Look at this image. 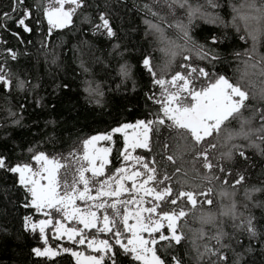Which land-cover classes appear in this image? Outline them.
I'll return each instance as SVG.
<instances>
[{
	"label": "snow or ice",
	"instance_id": "snow-or-ice-1",
	"mask_svg": "<svg viewBox=\"0 0 264 264\" xmlns=\"http://www.w3.org/2000/svg\"><path fill=\"white\" fill-rule=\"evenodd\" d=\"M94 6L101 8L88 0H10V11L0 12V27L8 29L7 22L12 21L17 26L12 34L19 43L31 44L29 37L39 34L45 63L50 66L59 67L63 48L59 40L51 44L49 38L57 30L76 28L77 19L88 25L83 31L104 37L110 45L107 57H90L94 63L105 65V81L89 75L91 69L81 58L95 49L92 41L79 40L73 46V59L84 75L79 87L86 103L94 106L89 115L100 127L82 133L77 138L78 146L67 157L50 154L39 145L56 143L58 129L75 128L84 117L82 106L73 99V82L53 80L50 90L42 95L39 77L33 80L27 70L23 75L13 72L7 60L0 64L6 123L23 128L22 136L40 134L41 120L45 129L41 139L29 145L23 159L12 162L10 153L0 151V169L14 174L24 190L20 203L42 215L34 219L30 212L23 217L24 229L32 233L38 230L43 241L42 246L31 248V254L43 258L45 264H68L56 260L62 253L70 254L75 264H187L185 257L192 264H264V87L257 106L250 102L256 94L249 87L215 70L229 56L241 57L240 52L229 53L222 47L229 40L227 31L203 29L206 34L201 38L193 34L197 19L224 29L231 24L237 34L243 30L239 39L252 42L243 50L247 57L245 72L249 67L259 69V75L264 77V52L259 51L264 43V0H229L230 21L225 19L228 13L222 15L219 11L221 0H198L196 4L171 0L168 7L173 12L177 6L185 9L187 16L186 22H174L179 36L169 37L161 23L146 21L160 51L168 57V72L157 70L151 52L141 51L130 57L131 52L139 50L134 45L128 47L126 33L120 35L125 30L114 25L110 6L103 5L95 17L87 11ZM143 9L154 16L161 15L148 4ZM161 19L167 22L165 17ZM4 51L11 59H18L13 48ZM193 54L196 60L206 63L193 62ZM178 55L184 62L173 69L171 64ZM144 75L151 85L145 91L146 101L152 104L146 102L148 110L139 112L133 97ZM13 89L30 93L34 106L40 109L32 121L35 128L24 125L22 115L17 114V109L21 114L25 111L27 97L24 103L14 104ZM233 121L238 126H233ZM165 127L176 131L185 150L194 153V161L200 160L206 171H196L207 183L185 187V173L183 178H177L180 187L175 188L173 176L181 172L180 167L170 175L167 166L161 171L155 155L149 162L147 155L136 151L152 152L155 138L167 161L175 164L177 154H168V141H159ZM4 136L10 133L5 131ZM114 147L119 164L107 167L112 163ZM178 155L182 157L183 152ZM257 155L260 161L254 159ZM253 172L258 179H252ZM205 204L210 207L204 208ZM190 213L200 221L192 235L184 231ZM67 221L77 223L69 226ZM92 229L95 232L88 231ZM46 230L70 243L53 246ZM84 245L83 250L77 247Z\"/></svg>",
	"mask_w": 264,
	"mask_h": 264
},
{
	"label": "trees",
	"instance_id": "trees-1",
	"mask_svg": "<svg viewBox=\"0 0 264 264\" xmlns=\"http://www.w3.org/2000/svg\"><path fill=\"white\" fill-rule=\"evenodd\" d=\"M34 0H27V3H33ZM90 4L100 5L101 8H96L95 6L87 11H90L91 14L95 17L98 15L99 10H103V5H109V11L113 15V22L118 28H122L125 31L121 32V36H125L128 47L131 49L133 45L139 51L131 52L130 57L140 55L141 51L151 52L154 57V63L157 65L158 71L168 72V57L160 51L159 44L156 43V36L153 34L152 30L149 29L146 21H152L153 23H161V26L165 29L166 34L169 37L175 38L179 36V31L175 27V21H187V16L184 14L185 9L175 8V12L168 7V3L171 0H88ZM198 0H190V3L196 4ZM200 3H204V0H199ZM229 0H221L222 7L219 9L221 14L228 13L225 16L226 20H231V9L228 6ZM238 3L239 0H236ZM10 4V0H0V12L10 11L7 5ZM150 5L155 11L159 12L160 16H154L146 9H143V5ZM35 12V9H33ZM161 17L166 18V23L162 21ZM0 23H3L0 20ZM8 29L0 27V64H3L7 60L9 67L13 69V72H19L21 75L24 74L25 70L31 73L33 80L37 77L41 80V87L39 89L40 93L43 95L46 91L50 90V86L53 80L57 81H69L73 82V88L75 94L73 99L78 100L79 104L82 106V111L85 115L81 118L80 123L75 127H67L63 130L58 129L59 139L56 143L52 142H43L39 145L42 150L47 151L48 153H60L63 156L67 157L68 152L73 148L78 146V137L82 133H90L94 128L100 127L96 124L92 116L89 115L91 109L94 107L88 105L84 99V93L82 88L79 87L80 82L84 79V75L81 73L78 67V61L73 59V46L78 43L79 40L87 39L92 41L95 45V49L90 53L84 55L83 58L88 67L91 69L89 75L93 76L95 80L105 81L106 72L105 65L103 62L94 63L91 56H101L102 54L107 57V48L110 47L107 44L104 37H93L91 32L83 31V29L88 28L87 23L81 24L80 20L77 19V27L69 30H57L50 37L51 44H56L59 40L61 42V47L63 51L60 52V48H57V51L60 52L61 59L59 67L55 65H49L45 63V49L41 47L40 40L41 37L39 34H36L32 37H29L32 40L31 44H21L18 42L17 38L12 34L13 31L17 30V26L8 21ZM195 27L193 28V34L197 38H201L203 34V29H212L217 32L227 31L229 35V40L225 42L226 50L231 53L233 50L241 53V57L235 58L229 56L227 60L221 61L216 65L215 70L225 74L233 82H240L245 86L249 87L256 94V99L251 100L250 102L259 106V95L261 88L264 87V77L259 75V69H252L249 67L247 72H245L244 60L247 59L243 55V50L251 47V40H240L239 35H243V30L239 34L236 33V29L229 24L227 29H224L222 25H210L201 19H197L195 22ZM46 23L44 29L46 30ZM72 26H69L71 28ZM242 29V26H241ZM147 32V34H146ZM51 44L49 45L48 55H51ZM11 47L18 52V59H11L10 55L4 51L5 48ZM84 47H87L86 45ZM25 49H27V54H25ZM103 50V53L102 51ZM259 51L264 52V43L259 46ZM76 55L79 56L80 52L76 51ZM187 55V53H185ZM193 62L195 63H206L199 60H196L195 55L192 56ZM135 62V61H133ZM183 57L177 56L176 62L171 64L173 69L178 68L179 63H183ZM244 79H241V77ZM148 77L146 75L141 79V87L137 88V94L134 95L133 99L137 103L139 112H146L148 109L145 107V103L151 105V101H146L145 91L147 87H151L150 84H147ZM107 87V84L103 85ZM114 86V85H113ZM4 90L0 88V151L10 153V160L15 162L17 159H23L28 153L27 148L31 143H35L36 140H40L41 136L44 134L45 129L43 125V120L39 123L40 134L33 136H28L27 134L21 135L24 132L23 128H19L14 125L6 123L4 119L6 117V112L4 111V100H3ZM12 100L14 104H22L25 102V97H27V106L25 111L21 114L19 109H17V114L22 115V122L26 126L35 128L36 125H33L32 121L37 119V113L40 112L39 108H36L33 104V98L30 93L27 92H17L13 89ZM155 106H153L154 110ZM99 111V109H96ZM251 111V110H248ZM247 114V113H246ZM47 117H45L46 119ZM107 119V117H104ZM258 123V117H257ZM233 126L236 125V122L233 121ZM49 131L51 126H49ZM7 131L10 133L9 137L4 136V132ZM165 140L169 143L168 154H177V159L175 164L171 161H167L166 154L161 149V143H158L156 139H153L154 148L152 152H148L146 149H137L136 151L140 154L147 155L149 162L151 158L155 155L157 163L160 165L161 171L167 166L169 174L174 173L175 167H180L181 172L175 173L173 176V186L179 188L180 185L176 182L177 178H183L185 173H187V182H185V187L189 186H199L201 183H207V181H202L201 176L196 170H199V173H203L206 169L203 168L200 160L197 159L194 161V153L191 151H186L183 140L176 133V131L164 128L163 133L159 137L160 142ZM122 143V141H121ZM23 150V151H22ZM183 152V156L178 154ZM251 154V150H249ZM117 148L114 147L111 154L112 163L107 167H112V165H118L119 160L117 159ZM70 160L71 158L68 157ZM256 161H260V157L254 156ZM259 168V163L257 164ZM63 171L61 175H63ZM68 178L71 179V168L67 169ZM256 173L253 172L252 179L256 180ZM23 188L16 183V176L12 173L5 172L3 169H0V264H33V261H39L40 264H45L43 258L35 257L31 254V248L34 246H42L43 241L39 238V232L32 233L26 231L23 227V217L28 213H33L34 219L42 218V215L35 213L34 209L24 208L23 204L20 201L23 200ZM215 199V197H214ZM218 204V201H217ZM210 207L205 204L204 208ZM199 208V205L197 206ZM259 215V210H256ZM196 217L200 216L199 211L195 213ZM77 223L76 221H67V225H72ZM183 223V221H182ZM200 226V221L193 217L190 213L188 217V222L184 226V231L189 235L193 234V229ZM51 226H49L50 229ZM4 229L7 231L5 232ZM231 230V228H229ZM49 236L50 242L53 246L57 244H69L70 242L67 239H61L59 237H53V234L50 230H46ZM95 232L94 229L88 230ZM245 241L247 237H244ZM82 250L86 248L84 246H77ZM187 245L181 248V251ZM187 264H192V261L189 257H185ZM258 259V257H257ZM57 261H65L68 264H75V261L71 258L70 254L62 253L56 258Z\"/></svg>",
	"mask_w": 264,
	"mask_h": 264
}]
</instances>
